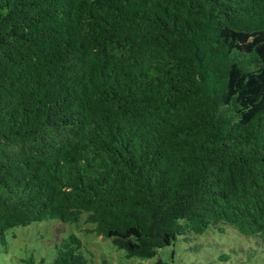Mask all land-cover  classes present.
<instances>
[{"label":"trees","instance_id":"1","mask_svg":"<svg viewBox=\"0 0 264 264\" xmlns=\"http://www.w3.org/2000/svg\"><path fill=\"white\" fill-rule=\"evenodd\" d=\"M81 215L125 258L264 252V0H0V245ZM26 261L91 264L73 233Z\"/></svg>","mask_w":264,"mask_h":264},{"label":"rangeland","instance_id":"2","mask_svg":"<svg viewBox=\"0 0 264 264\" xmlns=\"http://www.w3.org/2000/svg\"><path fill=\"white\" fill-rule=\"evenodd\" d=\"M91 224L81 215L76 223L58 219L18 226L6 231L5 244L0 245V264H29L52 256L54 241L75 234L81 241V251L91 264H155L156 258H125L107 238L96 236L87 229ZM224 258H219L222 256ZM160 264H264V252L251 239L232 230L222 233L207 230L200 235L177 239L174 244L159 250Z\"/></svg>","mask_w":264,"mask_h":264}]
</instances>
